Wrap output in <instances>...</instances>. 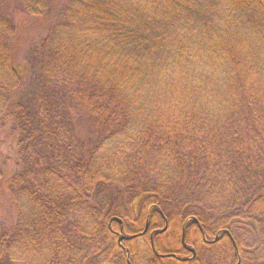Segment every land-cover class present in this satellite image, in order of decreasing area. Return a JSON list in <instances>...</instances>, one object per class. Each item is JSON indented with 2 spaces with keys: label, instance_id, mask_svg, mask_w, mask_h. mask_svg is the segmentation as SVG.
Returning a JSON list of instances; mask_svg holds the SVG:
<instances>
[{
  "label": "trees",
  "instance_id": "1",
  "mask_svg": "<svg viewBox=\"0 0 264 264\" xmlns=\"http://www.w3.org/2000/svg\"><path fill=\"white\" fill-rule=\"evenodd\" d=\"M147 226V264H264V0H0V264Z\"/></svg>",
  "mask_w": 264,
  "mask_h": 264
},
{
  "label": "rangeland",
  "instance_id": "2",
  "mask_svg": "<svg viewBox=\"0 0 264 264\" xmlns=\"http://www.w3.org/2000/svg\"><path fill=\"white\" fill-rule=\"evenodd\" d=\"M17 20L18 22H22L23 24L27 23L26 21H24L25 19L23 18L22 20V16L21 15H18L17 16ZM5 139H3V148H2V152L5 154V155H8V157H10V159L12 160V162H15L17 160V156H18V140L17 138H9L7 137L8 139H6V137H4ZM192 219V218H191ZM190 222V220H188ZM192 221H194L195 223H197L196 225L198 226L199 223L197 220H194V218L192 219ZM130 224V223H129ZM130 227L131 224H130ZM165 228H160L158 231H155L153 233L152 236H154L155 234H159L160 235V238L161 240H163L164 242H166L168 240V238L170 237V235L167 233V229L165 230ZM132 231V230H130ZM148 231V226L146 228V231H144L143 233L147 232ZM150 234V232H149ZM129 235V234H128ZM132 235V234H131ZM130 236V235H129ZM120 235L117 237V240L120 239ZM207 239V238H206ZM215 239H219L218 237H216ZM135 241V240H134ZM145 241L143 237H139L136 239V245H137V248L139 249V252H140V257L142 259V264H147L149 263L148 259H150L151 255H149V250H148V247L146 246L145 244ZM118 242V241H117ZM125 243V242H123ZM205 243H207V241H205ZM213 243H215V241L213 240ZM207 251V250H206ZM211 251V250H210ZM209 251V252H210ZM208 254V252H206ZM199 255H201V252L199 251ZM162 256L164 257H168V255H163ZM126 257V256H125ZM125 260L127 261V258H125ZM210 262V260H209ZM205 263V262H204ZM15 264H25L24 262H15Z\"/></svg>",
  "mask_w": 264,
  "mask_h": 264
},
{
  "label": "water",
  "instance_id": "3",
  "mask_svg": "<svg viewBox=\"0 0 264 264\" xmlns=\"http://www.w3.org/2000/svg\"><path fill=\"white\" fill-rule=\"evenodd\" d=\"M113 221H116V222H118L119 224H122V221L120 220V219H118V218H114V219H112L110 222H113ZM167 229V227L165 228V230ZM164 230V231H165ZM184 230H185V228H184ZM133 238V237H132ZM132 238H129V237H126V236H121L120 237V239H119V245L122 247V248H124V249H126L125 248V246H123V242L124 241H128V240H130V239H132ZM152 240H153V238H152ZM152 245L154 246V243H153V241H152ZM190 250V252L194 255V257L196 256V253H195V250L194 249H189ZM126 254H127V261H128V264H132L131 263V261H130V252L128 251V250H126ZM175 256V255H174ZM176 257V256H175Z\"/></svg>",
  "mask_w": 264,
  "mask_h": 264
},
{
  "label": "flooded vegetation",
  "instance_id": "4",
  "mask_svg": "<svg viewBox=\"0 0 264 264\" xmlns=\"http://www.w3.org/2000/svg\"><path fill=\"white\" fill-rule=\"evenodd\" d=\"M154 232H155V231L151 232V234H150V240H151V242H152V241L154 242V238H153V236H152ZM147 233H148V232H147ZM145 234H146V232L143 233V235H142L141 237H144ZM152 238H153V240H152ZM204 238H205V237H204Z\"/></svg>",
  "mask_w": 264,
  "mask_h": 264
}]
</instances>
